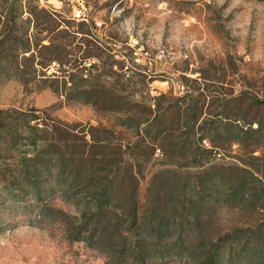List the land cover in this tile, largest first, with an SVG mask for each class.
<instances>
[{
	"label": "trees",
	"instance_id": "trees-1",
	"mask_svg": "<svg viewBox=\"0 0 264 264\" xmlns=\"http://www.w3.org/2000/svg\"><path fill=\"white\" fill-rule=\"evenodd\" d=\"M57 16L39 0H0V76L13 64L29 83L74 55L71 69L59 71L70 85L55 75L50 86L114 114L126 136L44 109L0 108V181L9 193L33 199L42 218L54 216L49 198L60 193L75 208L59 210L67 237L101 252L104 264H264V156L255 154L264 147V91L237 88L220 69L180 75L181 94L150 95L154 75L118 59L112 44L98 53L84 19ZM101 54L100 71L86 65ZM138 78L147 91L134 99ZM234 144L242 157L219 161ZM154 160L142 202L140 180ZM222 209L251 220L222 229Z\"/></svg>",
	"mask_w": 264,
	"mask_h": 264
},
{
	"label": "rangeland",
	"instance_id": "rangeland-1",
	"mask_svg": "<svg viewBox=\"0 0 264 264\" xmlns=\"http://www.w3.org/2000/svg\"><path fill=\"white\" fill-rule=\"evenodd\" d=\"M39 3L55 9L58 19L75 24L82 20L73 18L74 10L80 3L87 5L84 21L96 40L98 53L104 44H112L118 59L127 58L129 65L143 66L155 77L149 84L150 95L170 91L181 94L184 87L180 75L198 77L201 70L213 73L220 69L233 75L237 88L245 82L255 92L264 91L263 0H39ZM42 20L41 17L39 21ZM104 57L101 54L86 65L95 62L100 71ZM60 58L63 64L53 62L45 69V75L29 83H24V72L18 75L12 64L7 76H0V108L44 109L50 118L99 124L126 136L123 128L115 126L114 114L72 99L71 92L66 95L54 91L50 84L55 75H59L60 82L67 81V86L71 81L68 75L60 76L59 71L71 69L74 55ZM136 80L132 97L141 99L145 94L140 92L145 93L147 87L139 78ZM222 152L226 157L219 161L236 162L242 157L238 145ZM255 154L264 156V147ZM3 163L4 158L0 157V164ZM157 168V160L145 168L139 190L142 202ZM49 204L54 216L42 218L33 199L14 197L0 181V264H104L101 252L82 240L67 237L62 224L64 216L59 210L75 213L74 206L60 193L52 195ZM247 219L249 216L228 209H222L218 216L222 229L242 225ZM158 264L192 263L180 259Z\"/></svg>",
	"mask_w": 264,
	"mask_h": 264
},
{
	"label": "built area",
	"instance_id": "built-area-1",
	"mask_svg": "<svg viewBox=\"0 0 264 264\" xmlns=\"http://www.w3.org/2000/svg\"><path fill=\"white\" fill-rule=\"evenodd\" d=\"M86 13H87V5H85L84 3H80L73 12V18L78 20L85 19ZM235 146L236 145L234 144L233 147Z\"/></svg>",
	"mask_w": 264,
	"mask_h": 264
}]
</instances>
